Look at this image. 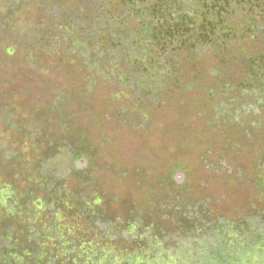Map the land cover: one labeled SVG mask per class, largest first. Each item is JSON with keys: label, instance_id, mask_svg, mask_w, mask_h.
I'll return each instance as SVG.
<instances>
[{"label": "rangeland", "instance_id": "obj_1", "mask_svg": "<svg viewBox=\"0 0 264 264\" xmlns=\"http://www.w3.org/2000/svg\"><path fill=\"white\" fill-rule=\"evenodd\" d=\"M132 10L0 0V264H101L151 233L183 262L262 264L264 5L195 46Z\"/></svg>", "mask_w": 264, "mask_h": 264}, {"label": "trees", "instance_id": "obj_2", "mask_svg": "<svg viewBox=\"0 0 264 264\" xmlns=\"http://www.w3.org/2000/svg\"><path fill=\"white\" fill-rule=\"evenodd\" d=\"M120 1L122 3L123 1L125 2V0ZM129 2L132 3L134 9L130 17L136 16L135 20L137 24L144 28L148 36V41L150 42L157 41L159 37L164 38L165 35L168 38L176 39V41H180L183 37L189 36L190 38L195 36L196 40L197 36L193 34V32L198 28L200 23L199 30H201L197 32L200 35V39L205 36V29H208V34L216 35L219 33L225 38H227L228 35L229 37L231 34L233 35L234 32H236L235 30H239L241 34H243L242 31H245L244 27L241 29H234L235 27L232 26V24L230 25L232 16L236 19L243 17L240 13L242 9H246V6H252L258 2L264 5V0H136L135 2L129 0ZM225 5L227 7L226 9H231V16L229 11L226 12L228 15L225 13L222 18L219 12L222 11V7ZM233 5L235 6L233 7ZM255 7H257V5H255ZM107 16L113 20H122V18H124L126 22L129 20H125L127 16L124 14H107ZM241 20L245 22L244 17ZM205 26L207 28H205ZM249 26L253 27L252 25ZM241 37H243V35H241ZM200 39L199 41L201 42ZM195 40H193L194 46L196 43H200ZM146 41L145 39L139 40L143 45L146 44ZM231 43L232 42H228L230 45ZM164 58H160V62L162 59L164 60ZM163 71H165V69H163ZM163 71H160V74H163ZM146 237L147 236H134L129 242L132 241L134 243L135 240H142ZM148 237L149 238L146 239L147 245L143 247L138 245V249L132 253L125 252L126 247L117 244V250L113 251L116 253L112 255L109 254L110 257L107 261L101 264H161V254L165 250L160 248L159 250L153 249L155 245L157 246L158 242L155 234L151 233Z\"/></svg>", "mask_w": 264, "mask_h": 264}, {"label": "flooded vegetation", "instance_id": "obj_3", "mask_svg": "<svg viewBox=\"0 0 264 264\" xmlns=\"http://www.w3.org/2000/svg\"><path fill=\"white\" fill-rule=\"evenodd\" d=\"M213 238V237H212ZM211 237H206V239H212ZM211 242V240H209ZM263 249H264V245H263ZM223 254L225 255V253H216V255L212 256L213 255V252L211 253V251L209 250H206V251H203V252H196L195 255L193 256L194 258H200V259H204L206 260V263L209 261V262H215L216 264H229V262L225 259L224 260V257ZM172 254H170V257H171ZM198 255V256H197ZM162 256H165L166 257V254H165V251L162 252ZM175 257V255H172ZM178 256V255H177ZM259 256V260L260 263L264 264V251L261 252V254H258ZM186 257V256H184ZM213 259V260H212ZM236 263H239V262H236ZM231 264V263H230Z\"/></svg>", "mask_w": 264, "mask_h": 264}, {"label": "crops", "instance_id": "obj_4", "mask_svg": "<svg viewBox=\"0 0 264 264\" xmlns=\"http://www.w3.org/2000/svg\"><path fill=\"white\" fill-rule=\"evenodd\" d=\"M186 257H184V258H186ZM161 261H162L161 264H216L215 263L216 261L213 262L214 260L212 262L208 261L206 263V260L200 259V258L194 260V262H192V263H190V261L188 259L187 260L185 259V261L183 262V260H179V257L177 255H175V257L172 255H171V257H170V255H166V257L164 256V258H163V256H161ZM179 261H182V262H179Z\"/></svg>", "mask_w": 264, "mask_h": 264}]
</instances>
